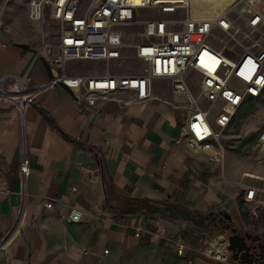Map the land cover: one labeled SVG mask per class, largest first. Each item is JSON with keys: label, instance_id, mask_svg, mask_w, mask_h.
Wrapping results in <instances>:
<instances>
[{"label": "crops", "instance_id": "obj_1", "mask_svg": "<svg viewBox=\"0 0 264 264\" xmlns=\"http://www.w3.org/2000/svg\"><path fill=\"white\" fill-rule=\"evenodd\" d=\"M28 3L16 0L27 10L26 30L41 35L39 26L50 23L49 17L32 24ZM3 4L0 0V77L13 73L29 87L47 83L52 70L42 46L20 37L15 4L1 19ZM113 61H102V70L91 65L87 74L70 63L69 72L103 75ZM6 85L16 88L12 81ZM94 98V106L77 102L59 86L42 93L23 115L0 106V264H220L199 253L206 238L218 235L182 218L124 216L121 200L226 212L242 231L245 208L264 210L262 172L226 150L221 169L192 143L185 129L193 106L169 81H155L145 101L129 91ZM22 150L30 163L26 179L19 174ZM245 186L258 191L251 202L244 200ZM71 208L83 212L78 225L66 223Z\"/></svg>", "mask_w": 264, "mask_h": 264}, {"label": "built area", "instance_id": "obj_2", "mask_svg": "<svg viewBox=\"0 0 264 264\" xmlns=\"http://www.w3.org/2000/svg\"><path fill=\"white\" fill-rule=\"evenodd\" d=\"M190 7L191 0H30L29 21L39 24L48 15L57 31L53 42L42 46L52 78L29 87L13 73L2 75L0 106L23 115L42 93L59 86L70 91L77 102L86 100L89 106L95 105V95L128 91L145 101L153 83L166 80L174 93L186 95L193 106L186 121L187 138L223 169L225 131L238 110L264 95V49L256 48L258 41H264V0H239L226 13L209 20L193 19ZM235 15L242 19L246 31L258 38L237 58H230L214 46V34L222 31L230 37L239 35ZM132 27L142 29L140 42L129 45L142 64L140 70L123 76L109 71L96 76L69 72L73 62L120 60L126 48L125 30ZM193 75L196 82L191 83ZM8 81L16 86L14 90L7 87ZM203 103L207 108H202ZM19 174L21 179L30 175L29 159L23 150ZM245 193V202H251L258 191L246 187ZM82 220L83 212L71 208L66 223L78 225ZM176 252L182 255L183 246L178 245ZM199 253L220 264L232 260L229 243L217 237L206 238Z\"/></svg>", "mask_w": 264, "mask_h": 264}, {"label": "rangeland", "instance_id": "obj_3", "mask_svg": "<svg viewBox=\"0 0 264 264\" xmlns=\"http://www.w3.org/2000/svg\"><path fill=\"white\" fill-rule=\"evenodd\" d=\"M27 3L29 0H25ZM239 0H191L190 14L193 19H213L229 10ZM15 4L14 13L16 23L22 27L23 33L21 38L26 40L33 46H43L44 44L52 43L55 36V28L52 23H44L41 35L36 34L33 30H26L29 28L27 22L26 12L20 4H16V0H9L5 3L1 10V19L6 13L10 4ZM0 20V24H1ZM237 29L240 30L239 35L230 37L222 31H217L214 34V46L222 51L230 58H237L243 50L255 43L254 38L257 36L250 35L243 26L242 19L235 15L233 16ZM28 26V27H27ZM27 27V28H26ZM142 29L139 27H132L125 30L124 44L126 48L122 52L120 60L113 61L108 67L111 74L114 75H129L135 70L142 68V64L133 56V51L129 49V45L140 42ZM257 50L264 49V41L256 43ZM73 70L82 73H89L93 68L91 65L102 70L105 64L102 61L98 62H73L71 63ZM192 82H196V77L192 76ZM196 93V91H195ZM202 108H207L205 103ZM264 95L259 101L246 103L242 109L238 110L234 115L232 123L225 131L222 137V145L225 150L235 153L242 159L248 160L255 168L262 172L264 176ZM260 164V165H259ZM245 219L244 228L242 231L251 234L260 235L264 238V210H248L245 208L243 212Z\"/></svg>", "mask_w": 264, "mask_h": 264}, {"label": "water", "instance_id": "obj_4", "mask_svg": "<svg viewBox=\"0 0 264 264\" xmlns=\"http://www.w3.org/2000/svg\"><path fill=\"white\" fill-rule=\"evenodd\" d=\"M205 220L212 226L211 235L217 231L219 233L217 238L224 241L226 240L229 243V251L231 252V258L234 262L238 264H252V255L250 254L251 247L248 245V241L252 244L260 242L262 241L260 235L240 231L234 226L232 217L226 212L218 214L209 212L205 216Z\"/></svg>", "mask_w": 264, "mask_h": 264}, {"label": "trees", "instance_id": "obj_5", "mask_svg": "<svg viewBox=\"0 0 264 264\" xmlns=\"http://www.w3.org/2000/svg\"><path fill=\"white\" fill-rule=\"evenodd\" d=\"M249 102H254V101L251 100ZM40 113L49 123V125L55 126L53 120L44 111L40 110ZM62 134L66 140H68L69 142H73V140L68 135H66L63 132ZM121 202L124 207V210L122 211V214L124 216L136 215L141 212H145L151 214H160L161 216L170 217V218H182L195 222L194 223L195 225H197L203 230L208 231L211 234L212 226L208 224L207 220H205V216L207 214L190 212L183 209L180 206L172 205L168 202L159 203V204L147 200H121ZM213 235L214 236L219 235V233L215 231L214 233H212V236Z\"/></svg>", "mask_w": 264, "mask_h": 264}, {"label": "flooded vegetation", "instance_id": "obj_6", "mask_svg": "<svg viewBox=\"0 0 264 264\" xmlns=\"http://www.w3.org/2000/svg\"><path fill=\"white\" fill-rule=\"evenodd\" d=\"M264 238L262 237V241L257 243H251L248 241V245L251 247L250 254L252 264H264V244H263Z\"/></svg>", "mask_w": 264, "mask_h": 264}, {"label": "bare ground", "instance_id": "obj_7", "mask_svg": "<svg viewBox=\"0 0 264 264\" xmlns=\"http://www.w3.org/2000/svg\"><path fill=\"white\" fill-rule=\"evenodd\" d=\"M232 7H233V6H232ZM232 7H231V8H232ZM231 8H230V9H231ZM227 11H228V10H227ZM227 11H226V12H227ZM226 12H224V13H226ZM224 13H222V14H224ZM222 14H221V15H222ZM213 19H215V18H213ZM202 20H209V19H202ZM263 141H264V138H263Z\"/></svg>", "mask_w": 264, "mask_h": 264}]
</instances>
